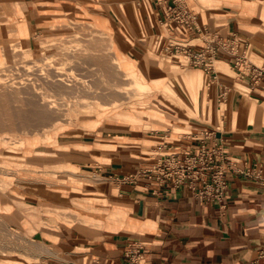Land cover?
Wrapping results in <instances>:
<instances>
[{
  "label": "crops",
  "instance_id": "1",
  "mask_svg": "<svg viewBox=\"0 0 264 264\" xmlns=\"http://www.w3.org/2000/svg\"><path fill=\"white\" fill-rule=\"evenodd\" d=\"M1 1L21 8L22 16L14 7L11 16L17 19V24L26 23L29 35L21 39L30 48L38 32L62 28L75 20L110 35L114 47L128 61L138 64L145 74L148 71L141 61L151 59L152 51L158 58L171 56L164 47L169 38L176 36L194 45L196 51L207 46L206 40L236 37L250 44V59L264 65V0H184L197 15L201 33L181 36L167 31L159 22L170 0ZM11 30L17 34L18 25ZM151 42L155 49L150 47ZM174 57L170 62L179 66ZM215 66V71L191 67L190 71L195 72L190 76L179 75L167 81L177 97L206 121L186 120L164 111L167 116L158 118L157 127L152 130L156 134L137 139L127 135L126 127L116 126L110 130L113 135H108L112 137L110 142L77 144L84 152L98 150L100 154L92 155L90 166H80L90 168L104 179L87 186L91 190L86 195H98L109 213L104 216L102 228L78 224L59 229L54 239L44 234L46 243L61 256H44V261L50 264H264V88L251 91L229 56L220 57ZM227 67L233 71V77L226 73ZM194 80L192 89H199L197 101L187 89V82ZM215 100L218 112L225 105L221 124L219 116L215 119L211 111ZM205 144L221 145L228 159L227 189L221 203L197 200L183 187L117 182L143 164L150 165L165 155L181 157L186 152L194 153ZM254 168L261 171L263 180L243 174Z\"/></svg>",
  "mask_w": 264,
  "mask_h": 264
},
{
  "label": "rangeland",
  "instance_id": "2",
  "mask_svg": "<svg viewBox=\"0 0 264 264\" xmlns=\"http://www.w3.org/2000/svg\"><path fill=\"white\" fill-rule=\"evenodd\" d=\"M13 7L22 16L18 4L7 6L0 0V83L39 87V90L42 86L41 91L49 100L58 103L63 114L59 118L51 116L49 122L35 115L41 108L35 110L27 102L25 106L16 102L31 98V91L26 87H22L18 99L14 96L15 100L11 94L7 97L0 95V264H50L42 258L61 256L46 243L44 237L54 239L59 229L83 224L85 217L105 220L104 216L109 213L104 210L107 205L101 202L98 195H86L91 190L87 186L96 185L104 179L90 168H81V164L91 165L92 155L100 154L98 150L84 152V148L77 145L80 141H86L87 145L110 142L112 137L108 135H113L110 130L116 126L126 127L127 135L137 139L156 134L152 130L156 129L158 118L167 116L164 111L170 116L180 115V118L191 121L206 119L200 118L199 113H193L167 83L179 75L188 77L195 72L190 71L193 70L191 67L183 68L176 66V62H170L174 56L158 58L152 51L151 59L141 61L148 71L145 74L138 64L128 61L130 59L127 60L114 47L110 35L75 20L62 28L57 26L47 32H38L30 48L21 39L29 35L25 22L22 23L25 25L24 36L20 37L11 30L18 25L17 19L11 16ZM150 47H154L153 42ZM134 71L140 73L139 78L145 77L150 83L159 81L166 84H160L158 90L152 89L135 96L129 89ZM45 72L55 77L53 82L61 75L68 85L62 88L56 84L58 82L50 80L43 84L44 77L52 79ZM226 73L234 76L229 67ZM38 76H42L43 80L42 77L39 80ZM27 79L29 82L37 81L38 86ZM116 85L123 86L127 91L129 89V93L132 91L126 100L115 97ZM111 86H114L113 89ZM167 87L171 88L172 94L165 90ZM238 87L246 91L244 86ZM207 88L208 81L205 90ZM198 93V87L190 90L196 101ZM23 94L25 98H20ZM115 98L120 102L112 105ZM190 103L195 108L192 99ZM212 105V114L215 119L219 116L220 121L225 105H221L222 111L219 112L216 100ZM214 125L217 126L216 121ZM167 131V135L171 134L169 129ZM40 246L46 249L43 254L35 250Z\"/></svg>",
  "mask_w": 264,
  "mask_h": 264
},
{
  "label": "built area",
  "instance_id": "3",
  "mask_svg": "<svg viewBox=\"0 0 264 264\" xmlns=\"http://www.w3.org/2000/svg\"><path fill=\"white\" fill-rule=\"evenodd\" d=\"M158 1V0H157ZM159 20L169 32L181 36L184 33H201L197 15L184 0H170L162 10ZM210 39V37H209ZM207 46L194 50V45L181 41L177 36L169 38L164 47L165 53L181 57L179 66L198 67L206 71H215L220 57L229 56L237 68L239 77L246 79L251 91L264 88V65L251 59V46L236 37L223 40L216 37L206 40ZM228 161L221 145H202L197 152H186L181 157L165 155L158 161L140 167L129 175L117 179L120 184L138 185L156 183L159 187L171 185L189 190L197 200L221 203L227 189L226 172ZM245 176L263 180L259 169H248Z\"/></svg>",
  "mask_w": 264,
  "mask_h": 264
},
{
  "label": "bare ground",
  "instance_id": "4",
  "mask_svg": "<svg viewBox=\"0 0 264 264\" xmlns=\"http://www.w3.org/2000/svg\"><path fill=\"white\" fill-rule=\"evenodd\" d=\"M24 34H25V25L24 24H22V23H20V24H18V32H17V34L16 35H18V36H20V37H22V36H24ZM4 49V48H3ZM44 70H45V68H44ZM42 71V70H41ZM49 71V70H48ZM46 73V72H45ZM46 74H48V73H46ZM49 74L51 75V73L49 72ZM48 74V75H49ZM117 74V73H116ZM42 75V74H41ZM47 76V75H46ZM59 76V78L57 79V81H55L54 80V82H58V83H56V84H58L59 85V87L61 86L62 88H65L66 87V85H68L66 82H65V79L61 76V75H58ZM132 77H131V83H130V86H131V88H129L130 90H132L134 93L133 94H135V96L136 95H139V94H141V93H145V92H147V91H149V90H152V89H155V90H158L159 89V86H160V84L162 83V82H159L158 80H160V79H155L154 81H158V82H153V83H150V82H148L147 81V79L145 78V77H142V78H139V76H140V73H138L137 71H134V72H132V75H131ZM39 77V80H41L40 78L42 77H40V76H38ZM38 77H36V78H38ZM50 77H52V75L50 76ZM115 77V76H114ZM45 78V80H43V77H42V80H43V84L45 83V82H48L49 80L50 81H52L53 82V79L55 78H53L52 77V79H50V78H48V76H47V78L46 77H44ZM116 78V77H115ZM29 79H27V81H28ZM36 80H38V79H36ZM38 80V81H39ZM24 81V80H23ZM34 81H35V79H34ZM49 81V82H50ZM20 82V81H19ZM29 82V81H28ZM31 82H33V80H31ZM31 82H29V83H31ZM39 82H41V81H39ZM48 82V83H49ZM51 82V83H52ZM53 82V83H54ZM107 82V81H106ZM193 82H195V80L194 81H190V82H187V89H188V91L190 92V90L192 89V87H193ZM12 83V82H11ZM35 82H33V84H34ZM36 83H38L37 81H36ZM35 83V84H36ZM105 83V82H104ZM26 84H27V82H26ZM32 84V85H33ZM40 85H41V83H39ZM42 84V85H43ZM55 84V85H56ZM18 85H20V84H18ZM22 85H24V84H22ZM32 85H30V86H32ZM46 85V84H45ZM48 85V84H47ZM50 85V84H49ZM151 85H154L155 87H152ZM36 87L38 86L37 84L35 85ZM54 86V85H53ZM22 87H26L27 88V90L29 91H31V98H28V99H26L25 101H24V99H19L18 101L16 100V102H18V103H22V105H32L33 107V109H35L36 110V108H41V110H40V112H36L35 113V115H37V116H40L41 118H43V119H45V120H49V122H50V117L51 116H53L52 118H54V117H60L62 114H63V110L62 109H60L59 107H58V103L55 101V100H49L46 96H45V94L41 91V89H42V86H41V89L39 90L38 88H35V87H27V86H16V84L14 85V84H5V83H0V95L2 96V97H7V96H9L10 94H11V96H13L12 98H14V96H17L16 98L18 99L19 97V95L21 94V92L23 91V89H22ZM112 87V89H113V87L114 86H111ZM110 88V87H109ZM109 88H106V89H109ZM21 89H22V91H21ZM59 89V88H58ZM126 88H124L123 86H120V85H116L115 86V88H114V94H115V97H117V98H119V99H121V100H126L128 97H129V94L132 92H130L129 93V89H128V91L127 90H125ZM168 93H170V94H172L173 92H172V90H171V88H169V87H167L166 89H165ZM26 91V90H25ZM24 91V92H25ZM27 91V92H28ZM112 91V90H111ZM107 92V91H106ZM7 94H9V95H7ZM26 95V94H25ZM27 96V95H26ZM29 96V97H30ZM25 98V96H24V94H23V96L22 97H20V98ZM11 98V97H10ZM117 98H115V101H114V104H112V105H116L117 103H119L120 101L117 99ZM14 100H15V98H14ZM25 102H27L26 104H25ZM16 104V103H15ZM20 106V105H19ZM23 106V107H24ZM22 107V108H23ZM29 107V106H28ZM19 109V108H18ZM21 109V108H20ZM23 110V109H22ZM30 110V109H29ZM34 110V111H35ZM39 110V109H38ZM89 110V109H88ZM19 111V110H18ZM24 111V110H23ZM32 111V110H31ZM29 112V111H28ZM33 112V111H32ZM31 112V113H32ZM23 113V112H22ZM33 114V113H32ZM29 116H30V114H29ZM28 119V118H27ZM11 120V119H10ZM13 120V119H12ZM39 120H40V118H39ZM57 120V119H56ZM59 120V119H58ZM57 120V121H58ZM9 121V120H8ZM41 121V120H40ZM13 122V121H12ZM27 123V122H26ZM43 123V122H42ZM55 123V122H54ZM0 124H1V122H0ZM2 125V124H1ZM54 126V125H53ZM47 127V126H46ZM4 128V127H3ZM22 142V141H21ZM62 214V213H61ZM78 218V217H77ZM82 223L84 224V225H86V226H96V227H99V228H102L103 227V225L105 224L104 222H103V220H101V219H98V220H96V219H93V218H89V217H85V218H83L82 219ZM35 250L38 252V253H40V254H43L44 252H46V249L44 248V246L43 247H35ZM51 251V250H50ZM53 253V252H52Z\"/></svg>",
  "mask_w": 264,
  "mask_h": 264
}]
</instances>
